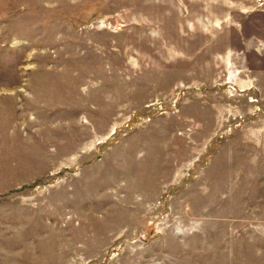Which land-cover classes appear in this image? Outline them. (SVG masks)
I'll return each instance as SVG.
<instances>
[{
  "label": "rangeland",
  "instance_id": "374dc122",
  "mask_svg": "<svg viewBox=\"0 0 264 264\" xmlns=\"http://www.w3.org/2000/svg\"><path fill=\"white\" fill-rule=\"evenodd\" d=\"M0 264H264V0H0Z\"/></svg>",
  "mask_w": 264,
  "mask_h": 264
},
{
  "label": "crops",
  "instance_id": "0c3cea01",
  "mask_svg": "<svg viewBox=\"0 0 264 264\" xmlns=\"http://www.w3.org/2000/svg\"><path fill=\"white\" fill-rule=\"evenodd\" d=\"M79 122H78V120L76 119V121H75V125H77ZM82 125V127H83V124H81Z\"/></svg>",
  "mask_w": 264,
  "mask_h": 264
}]
</instances>
